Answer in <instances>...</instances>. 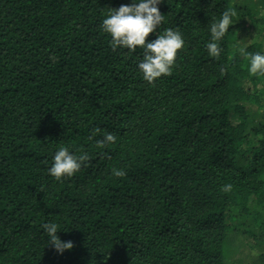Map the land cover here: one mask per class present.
<instances>
[{"label":"trees","instance_id":"1","mask_svg":"<svg viewBox=\"0 0 264 264\" xmlns=\"http://www.w3.org/2000/svg\"><path fill=\"white\" fill-rule=\"evenodd\" d=\"M129 2L0 0V264H264V76L238 51L264 52V0H161L185 45L152 83L100 27ZM61 146L89 159L56 180Z\"/></svg>","mask_w":264,"mask_h":264},{"label":"clouds","instance_id":"2","mask_svg":"<svg viewBox=\"0 0 264 264\" xmlns=\"http://www.w3.org/2000/svg\"><path fill=\"white\" fill-rule=\"evenodd\" d=\"M161 0H130L128 4H121L117 8H109L108 13L101 21V30L110 39L109 44L113 50L117 48L135 51L138 47L142 50L143 56L137 62V70L143 79L148 83L162 75L171 73L176 61L178 50L185 45V40L179 30L165 28L159 35L156 29L164 20L158 5ZM237 12L234 8L223 11L220 18L214 20L209 26V40L205 48L210 57H218L221 48L219 41L228 32L230 24H233ZM149 33H155V38L146 41ZM241 55L248 60L247 71L251 75L264 76V52H246L245 47L238 49ZM100 134L101 139L95 140V147L104 148L108 144H115L117 137L111 132L101 133L99 128H94L89 136L92 140ZM89 159L87 152L76 154L67 146H61L52 155L51 164L47 169L48 175L56 180L64 177H71L77 173ZM113 174L117 177L125 175L124 171L113 169ZM231 185H224L223 190H230ZM55 223H46L43 230L47 234L48 242L58 252L62 253L66 249L72 248L71 241H61L57 236L58 231Z\"/></svg>","mask_w":264,"mask_h":264},{"label":"rangeland","instance_id":"3","mask_svg":"<svg viewBox=\"0 0 264 264\" xmlns=\"http://www.w3.org/2000/svg\"><path fill=\"white\" fill-rule=\"evenodd\" d=\"M232 118H234V117H232Z\"/></svg>","mask_w":264,"mask_h":264}]
</instances>
